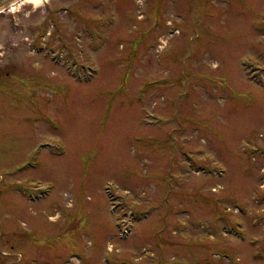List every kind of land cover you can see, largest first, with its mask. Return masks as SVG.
<instances>
[{
  "label": "rangeland",
  "instance_id": "374dc122",
  "mask_svg": "<svg viewBox=\"0 0 264 264\" xmlns=\"http://www.w3.org/2000/svg\"><path fill=\"white\" fill-rule=\"evenodd\" d=\"M14 8L0 264H264V0Z\"/></svg>",
  "mask_w": 264,
  "mask_h": 264
},
{
  "label": "water",
  "instance_id": "95a60500",
  "mask_svg": "<svg viewBox=\"0 0 264 264\" xmlns=\"http://www.w3.org/2000/svg\"><path fill=\"white\" fill-rule=\"evenodd\" d=\"M18 0H0V13L7 10L8 7Z\"/></svg>",
  "mask_w": 264,
  "mask_h": 264
},
{
  "label": "bare ground",
  "instance_id": "6f19581e",
  "mask_svg": "<svg viewBox=\"0 0 264 264\" xmlns=\"http://www.w3.org/2000/svg\"><path fill=\"white\" fill-rule=\"evenodd\" d=\"M22 1H24V0H18V1H16L15 3L11 4V5L8 7L7 10L13 9L17 4H20ZM32 1L37 2L38 0H32Z\"/></svg>",
  "mask_w": 264,
  "mask_h": 264
},
{
  "label": "clouds",
  "instance_id": "9594fccd",
  "mask_svg": "<svg viewBox=\"0 0 264 264\" xmlns=\"http://www.w3.org/2000/svg\"><path fill=\"white\" fill-rule=\"evenodd\" d=\"M12 10H13V11H15L16 9H15V8H13Z\"/></svg>",
  "mask_w": 264,
  "mask_h": 264
}]
</instances>
